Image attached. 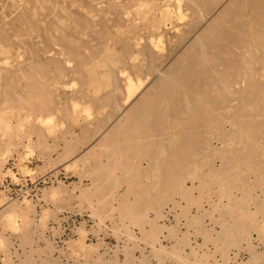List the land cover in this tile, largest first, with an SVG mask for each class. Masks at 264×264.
<instances>
[{
	"label": "bare ground",
	"instance_id": "1",
	"mask_svg": "<svg viewBox=\"0 0 264 264\" xmlns=\"http://www.w3.org/2000/svg\"><path fill=\"white\" fill-rule=\"evenodd\" d=\"M9 2L5 8L10 13L0 16V113L2 106H8L16 108L19 120H37L38 125L29 123V129L42 156L57 146L45 141L39 126L52 113L71 121L81 111L86 113L84 120L96 123L80 137L65 140L55 158L65 168L80 167L79 178L89 179L88 186H74L80 203L93 215L118 217L110 221L115 233L123 231L129 237V225L137 226L158 264L164 256L175 264H205L217 252L221 262L212 264H229L230 248L240 246L249 251V258L237 264H256L264 258V250L257 252L250 242L251 232L264 240V59L258 58L264 56V0H171L176 4L177 10L171 11L176 19L188 15L184 29L173 35L172 45L178 48L161 66L159 56L146 47L144 66L131 65L135 78L126 81L124 108L116 102L122 89L114 70L127 63L130 44L109 27L125 25L131 31L136 25L124 24L122 14L141 2L144 28L155 31L169 5L161 0H70L67 6L64 0ZM182 8L189 12L183 13ZM150 42L160 51L165 49L159 44L161 37ZM234 52L240 53L244 70L231 81L224 71L232 68L222 60ZM5 53L14 60L2 65ZM254 66H260L259 70ZM69 73L71 80L64 81ZM66 86L73 92L69 99L60 91ZM213 140L219 144L213 145ZM9 142L8 136L0 150ZM215 158L219 166H214ZM120 187L123 190L118 193ZM65 189L58 182L45 189L43 196L59 195ZM205 201L208 208H203ZM168 204L178 209L176 221L184 218L185 232L179 234L177 224L158 223ZM20 212L26 213L27 206L6 203L0 219L15 226ZM204 218L218 224L219 230L206 227ZM163 230L176 237L169 249L157 246L159 242L155 245ZM188 231L202 237V244L210 242L214 250L191 248L188 254L182 253L180 246ZM30 235L19 233L20 244H29ZM35 251L30 248L21 262L31 259ZM100 262V257L83 260L84 264ZM108 262L117 263L114 258ZM2 264L11 262L5 258Z\"/></svg>",
	"mask_w": 264,
	"mask_h": 264
},
{
	"label": "rangeland",
	"instance_id": "2",
	"mask_svg": "<svg viewBox=\"0 0 264 264\" xmlns=\"http://www.w3.org/2000/svg\"><path fill=\"white\" fill-rule=\"evenodd\" d=\"M0 1L2 2L0 4V16H2L3 14L8 15L10 12H8V9L5 7L9 5V0ZM69 1L70 0H64L63 6H67ZM161 2H163L165 6H169H166L168 11L167 13L162 15L160 21L158 22L159 28L155 29V31L158 33H156L154 29L152 30V27L148 28L147 30L144 28V26L146 27V20L141 15V10L145 7L141 4V2H138V4L135 5L137 7L132 6L131 10L127 11L128 13L126 12L125 14L123 13L124 15L122 14L123 20L125 21L124 24L131 23L132 25H136H133L134 28L131 31H128L127 28H125L124 24V26H121L119 28H112L110 26V22H105L108 26H110L109 31H111L112 34H114L116 31L117 33H115V36L117 37L118 35L117 38L121 40H123L124 38H128V42L130 44V47L126 50L130 54L127 63L120 68L116 66L117 69L115 68L114 70L117 84L122 89V94L120 96H117L116 98V102L121 108L126 107V103L124 101L126 81L130 78H135L133 67H131V65L133 66V64H138L141 67L144 66V63H146L147 61L148 54V50L146 49V47L149 48L155 56H159L158 59L161 66L168 63V60L174 55L176 48H178V46L175 47V45H172L174 43L173 35L175 36L178 31H182L184 29L185 25L183 24L188 18V15L186 14L185 18L182 20L176 19L171 12L177 10L176 4L174 5V2H172V4L171 0H161ZM2 5L4 6V8H2ZM138 9L141 10L138 11ZM182 10L183 13L189 12V10H184V8H182ZM126 14L128 15V17ZM134 31L136 32V34L134 33ZM147 31L149 33L155 34L149 36V33ZM143 32L144 34H142ZM123 35L124 38H122ZM148 37L153 39L161 37L162 42H159V44H163L165 49L160 51L159 49L154 48L150 42V38ZM147 39H149V41ZM116 46L121 47V44H117ZM258 48L260 47L258 46ZM4 55L6 56L1 60L2 65H4L5 60L8 61V64L11 63L12 60H14V56H12L11 53L8 54L11 55V57H9L6 53ZM240 56L241 55L238 52H234L233 56H230V54L227 53V56L222 60L224 64H228L232 68L229 72L224 71L225 75L227 77L229 76L231 81H234L235 77H237V75L240 74L242 70H244ZM258 58L264 59V56L258 55ZM260 66H254L253 69H257L258 71ZM67 75L68 76L64 78V81L71 80L70 77L72 75H70V73ZM18 88L22 91L24 89L23 83H20ZM60 91H64L67 94V99H69V95L73 94L71 87L68 86L64 87L63 90ZM61 97L62 100H65L66 98L63 95H61ZM79 107H81L80 104L78 106V109ZM1 109L0 143L3 140L7 139L8 136L10 142L9 144H6V146H2L3 150H0V185H4V189L0 187V209L6 203L15 202L18 203L20 207L23 206V208H26L27 206V212H20L18 215H15V226H12V224L5 221V218L0 219V237L2 236L0 239V264H2L5 258H8L11 264H84L83 260L94 259L96 257H100L104 264H110V262L107 263V261H111L113 260V258L114 261L117 262L115 264H122V262L124 263L126 260H128L126 264L159 263L157 256L152 253L153 248L150 243L141 238V230L139 231V228L137 226L133 224L129 225L130 236L128 237L127 234L123 231H116L115 233V231L113 230V222L110 221L113 219H118V217H116L115 215V217L111 215L103 217L91 214L90 209L87 207V205L80 203L79 199L77 198L79 189L78 187H74L82 186L83 188V186H88L89 179L87 177L79 178L80 176L78 175V172L80 167L65 168L63 164L55 160L57 154L62 150V146L65 140H70L75 136L80 137L83 132L86 133L88 127L94 126L95 122L90 121L91 118L90 120H84L86 118L85 112L81 113V111H79V117L77 119L78 121H70L65 119L64 117H60L57 113H52L50 120L42 122L41 124L39 122V126L44 130L45 141L47 140L46 142L48 144H57V146L52 151L42 156L35 147V134L31 129H29V123L38 125L37 120H30L28 122H25L26 120H19L15 118L14 114L16 112V108L2 106ZM22 111L24 112L23 109ZM17 120L19 121L17 122ZM65 130H68L69 132H66ZM60 133L67 136L65 137L63 135L64 137H59ZM92 139L87 141V143L83 146L86 147L89 143H91V141H93ZM218 144L219 143L216 140H213V145ZM78 152H74V155H78ZM213 164L214 166H219L220 160H217V158H215L213 160ZM58 182H61L66 186L65 191L59 195L56 194L53 196L44 197L43 193L45 189L57 185ZM6 183H8L9 185L6 186ZM186 185H190L189 180L186 181ZM122 190L123 188L120 187L118 188L117 192L121 193ZM259 193L260 190L257 189L256 194ZM169 205L170 204L164 206L163 216L158 219V223H166L163 224L165 226H171L170 224H177L176 226L179 230V234L180 232H185L186 224L184 218L179 217V220L176 221L174 217V211L178 212V209L173 208L172 205ZM205 207L208 208V204L206 203V201L203 202V208ZM190 211L192 213H195L196 209L191 208ZM148 216L149 218L153 217L152 213ZM203 222L206 227L208 226L210 228H213L214 231L219 230V225H215L210 222L209 218H204ZM212 224L214 225V227ZM28 227L31 231L28 229ZM26 229H28L29 231H27ZM34 229L35 232L32 231ZM21 232L28 233L29 235L32 233L30 235L31 240L29 244H20L21 240L18 234ZM251 233L252 234L250 235V242L257 252H262V250H264V240H259L255 232ZM175 238L176 237H169L166 231L163 230L162 233L158 235V239L155 245H157L159 242L160 245L158 244L157 246L169 249L171 245L176 243ZM3 241L5 244L2 243ZM242 245L245 247L244 241H242ZM30 248L36 249L37 251L32 253L31 259H29L25 263H22L21 260L24 257V254L28 253L27 251H29ZM180 248L182 253L184 254H188L191 248H194L196 252H212L214 250V247L210 242L202 244V237L197 235L195 236L192 233L189 234L186 242L182 243ZM129 252L130 255L128 254ZM228 254L230 257L229 264L246 262L249 258V251L242 248V246L237 248L234 247L232 249L230 248ZM127 256L128 258H126ZM212 257L213 259L208 260L205 264H212V262L214 261L217 263L221 262V256L218 252L215 253ZM103 258L105 259V261ZM102 262L98 264H103ZM169 263L175 264L171 258L164 256V261L162 264ZM256 264H264V258H262Z\"/></svg>",
	"mask_w": 264,
	"mask_h": 264
},
{
	"label": "built area",
	"instance_id": "3",
	"mask_svg": "<svg viewBox=\"0 0 264 264\" xmlns=\"http://www.w3.org/2000/svg\"><path fill=\"white\" fill-rule=\"evenodd\" d=\"M7 169H8V168H7ZM7 185H9V184H8V183H6V186H7ZM3 186H4L3 184H1V185H0V187H2V189H4V187H3ZM24 196H25V195H24Z\"/></svg>",
	"mask_w": 264,
	"mask_h": 264
}]
</instances>
